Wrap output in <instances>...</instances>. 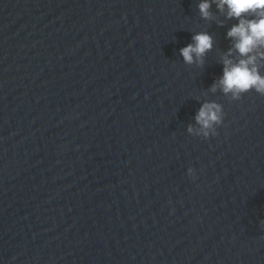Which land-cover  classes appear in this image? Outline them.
Returning a JSON list of instances; mask_svg holds the SVG:
<instances>
[{
    "label": "clouds",
    "instance_id": "obj_1",
    "mask_svg": "<svg viewBox=\"0 0 264 264\" xmlns=\"http://www.w3.org/2000/svg\"><path fill=\"white\" fill-rule=\"evenodd\" d=\"M212 4L226 19L238 22L227 31L232 45L221 57L223 74L212 84L210 91L220 90L232 101L240 100L252 91L264 96V75L260 71L264 67V0H201L198 8L202 19H214ZM192 40L193 43L180 49V55L185 64L202 67L205 56L213 48V37L207 32H198ZM224 116L220 103L206 100L195 115L196 126L188 125L187 132L204 139L216 136ZM194 173L193 168L188 169V175L193 179ZM260 223L264 227V220Z\"/></svg>",
    "mask_w": 264,
    "mask_h": 264
}]
</instances>
